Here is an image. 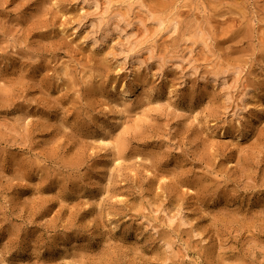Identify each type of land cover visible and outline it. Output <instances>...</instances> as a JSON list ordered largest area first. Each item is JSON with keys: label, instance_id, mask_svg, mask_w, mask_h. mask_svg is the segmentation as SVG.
I'll return each mask as SVG.
<instances>
[{"label": "rangeland", "instance_id": "rangeland-1", "mask_svg": "<svg viewBox=\"0 0 264 264\" xmlns=\"http://www.w3.org/2000/svg\"><path fill=\"white\" fill-rule=\"evenodd\" d=\"M0 264H264V0H0Z\"/></svg>", "mask_w": 264, "mask_h": 264}]
</instances>
